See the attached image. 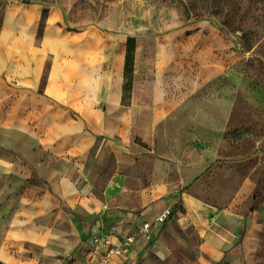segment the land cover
I'll return each mask as SVG.
<instances>
[{
  "label": "crops",
  "instance_id": "crops-1",
  "mask_svg": "<svg viewBox=\"0 0 264 264\" xmlns=\"http://www.w3.org/2000/svg\"><path fill=\"white\" fill-rule=\"evenodd\" d=\"M45 10L12 1L0 22V260L91 264L92 234L115 224L136 242L112 264H241L255 183L235 162L194 158L191 128L172 120L186 115L166 110L162 78L145 83L150 118L130 110L128 35L72 29ZM150 135L154 185L128 204L125 175L145 170L134 139ZM193 167L206 170L193 178L184 170ZM145 223L149 238L138 233Z\"/></svg>",
  "mask_w": 264,
  "mask_h": 264
},
{
  "label": "rangeland",
  "instance_id": "rangeland-1",
  "mask_svg": "<svg viewBox=\"0 0 264 264\" xmlns=\"http://www.w3.org/2000/svg\"><path fill=\"white\" fill-rule=\"evenodd\" d=\"M12 1L43 5L44 19L56 9L72 29L135 39L142 82L138 88L128 74L130 110L150 118L154 88L145 83L162 78L166 110L186 115L172 120L191 128L194 158L235 162L255 183L238 249L241 264H264V0H0V22ZM133 147L142 151L145 170L139 178L125 175L128 204L154 185L152 136H137ZM184 170L196 178L206 168Z\"/></svg>",
  "mask_w": 264,
  "mask_h": 264
},
{
  "label": "built area",
  "instance_id": "built-area-1",
  "mask_svg": "<svg viewBox=\"0 0 264 264\" xmlns=\"http://www.w3.org/2000/svg\"><path fill=\"white\" fill-rule=\"evenodd\" d=\"M107 211L108 208L106 207ZM170 212L163 213L157 219V223H166ZM153 225L145 223L138 228V233L149 238ZM135 235L131 231L122 229L119 225L111 224L108 228H97L92 234L89 246L91 252V264H112L116 258L127 255L135 244Z\"/></svg>",
  "mask_w": 264,
  "mask_h": 264
},
{
  "label": "trees",
  "instance_id": "trees-1",
  "mask_svg": "<svg viewBox=\"0 0 264 264\" xmlns=\"http://www.w3.org/2000/svg\"><path fill=\"white\" fill-rule=\"evenodd\" d=\"M135 39L130 38L128 40V52L126 57V77L128 79V74H134L135 66Z\"/></svg>",
  "mask_w": 264,
  "mask_h": 264
},
{
  "label": "bare ground",
  "instance_id": "bare-ground-1",
  "mask_svg": "<svg viewBox=\"0 0 264 264\" xmlns=\"http://www.w3.org/2000/svg\"><path fill=\"white\" fill-rule=\"evenodd\" d=\"M242 228H243V225H242ZM241 228V229H242ZM241 240V234L238 235L237 239H236V242H239Z\"/></svg>",
  "mask_w": 264,
  "mask_h": 264
},
{
  "label": "water",
  "instance_id": "water-1",
  "mask_svg": "<svg viewBox=\"0 0 264 264\" xmlns=\"http://www.w3.org/2000/svg\"><path fill=\"white\" fill-rule=\"evenodd\" d=\"M242 235H243V231H242ZM0 264H5V263H3V262L0 260Z\"/></svg>",
  "mask_w": 264,
  "mask_h": 264
}]
</instances>
